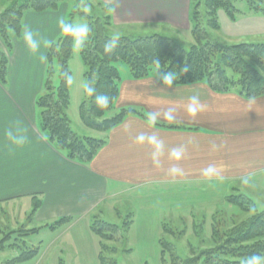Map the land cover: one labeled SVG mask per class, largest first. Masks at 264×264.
<instances>
[{"label": "crops", "instance_id": "1", "mask_svg": "<svg viewBox=\"0 0 264 264\" xmlns=\"http://www.w3.org/2000/svg\"><path fill=\"white\" fill-rule=\"evenodd\" d=\"M189 1L94 3L110 8L108 32L136 37L141 35L127 30L133 24L155 28L184 21L186 27ZM68 13L66 2L56 10H26L20 35H12L8 52L0 40L8 60L6 83H0V209L4 212V204L14 207L21 202L28 207L25 219L39 227L26 224L25 236L49 228L61 217L69 219L64 225L83 226L93 233L94 212L105 206L115 211L113 200L120 195L151 186L227 189L237 184L255 189L264 184V95L248 99L233 90L214 91L205 82L162 85L154 75L133 79L128 70L119 75L115 109H132L140 115H127L112 129L96 131L100 134L96 138L105 143L86 164L56 149L39 128L35 101L44 89L48 49L61 35L60 20L66 22ZM25 28L33 32L34 52L24 40ZM84 87L85 80L82 99ZM17 128L27 137L20 147L6 135L9 129L20 135ZM33 199L40 205L31 214ZM6 247L15 249L4 243L0 250Z\"/></svg>", "mask_w": 264, "mask_h": 264}, {"label": "trees", "instance_id": "2", "mask_svg": "<svg viewBox=\"0 0 264 264\" xmlns=\"http://www.w3.org/2000/svg\"><path fill=\"white\" fill-rule=\"evenodd\" d=\"M64 0H28L19 7L9 6L0 13V39L8 52L12 45L8 30L17 38L20 35V20L26 10H56ZM250 1V0H249ZM191 35L194 43L186 50L172 37L152 34L148 36H110V8L107 5L89 4L100 7L102 15L92 16L84 11L70 13L83 16L89 28L86 39L81 43L79 53L84 65L85 87L79 106V116L84 126L95 131H108L118 125L127 115L140 113L132 109H115L118 95L119 72L114 63L127 64L133 79L155 76L162 85H181L205 82L214 91H235L244 98H256L264 95V42L223 44L214 39L209 30L219 29L218 9H224L230 16L234 11V0H191ZM254 4V3H253ZM251 9L263 10L260 5ZM201 13L204 14L199 21ZM69 20V19H68ZM65 23L71 24L69 21ZM204 22V23H202ZM118 40L113 46V38ZM73 35L62 31L53 42L47 54L49 62L52 56L58 61V84L52 85L51 67L46 69L44 90L36 101L39 110L38 124L49 142L70 159L88 163L105 141L101 138L78 135L72 128L67 115L70 97L71 71L68 61L71 57ZM106 47L108 50H106ZM7 55L0 50V83H6ZM187 69V71H185ZM172 73L174 79L169 84L164 74ZM93 91L89 94L88 89ZM105 105L107 107L105 108ZM114 113L108 115L110 112ZM229 203L238 205L250 215L231 227L218 232L212 228L213 247L199 251L191 249L187 257L176 255L171 243L160 239L162 256L168 253L170 264H259L264 256V209L257 210L250 198L243 194H230ZM40 202L33 199L32 213ZM30 214V215H31ZM68 218L61 217L49 225L59 227ZM99 223V227L97 226ZM130 221L124 223L127 227ZM91 231L100 238L99 258L107 264L102 251L109 249L102 240H116L121 229L102 220H94ZM165 231H169L164 228ZM24 232L23 235H26ZM109 233V234H108ZM22 235V236H23ZM8 246L16 247L19 253L9 262L27 260L37 255V248H30L25 240ZM0 240V248L3 246ZM165 260V259H164Z\"/></svg>", "mask_w": 264, "mask_h": 264}, {"label": "rangeland", "instance_id": "3", "mask_svg": "<svg viewBox=\"0 0 264 264\" xmlns=\"http://www.w3.org/2000/svg\"><path fill=\"white\" fill-rule=\"evenodd\" d=\"M62 2L68 4L69 15L76 9L92 16L103 14L100 7H92L89 4V2L94 4V0H64ZM26 3L28 0H0V13L11 5L19 7ZM249 3H252V6L260 5L264 9V0H234V8L238 11L235 10L230 16L224 9H218L219 29L209 30L211 36L218 42L228 45L264 42V11L251 9ZM186 8V27H184V21H179L178 25L163 23L154 26L155 28L150 25L147 27L145 24H133L127 30L141 36L159 34L172 37L187 50L194 43L191 35V0ZM247 10L250 13H247L249 12ZM69 15L67 20L69 19L73 29L77 25L86 24L83 16ZM202 16H204L203 13L201 17L199 16V21L204 19ZM181 18H183V10L180 13ZM252 26L255 30L249 29ZM8 33L12 40L13 32L8 30ZM108 34L113 36L111 32ZM85 39L86 37L80 40L73 35L72 52L68 61L71 87L67 115L71 128L78 135L98 137L100 134L84 126L79 116L84 84L82 75L84 66L79 48ZM114 65L120 76L128 73L129 68L124 62L117 61ZM47 66L52 69L51 82L56 86L59 81L57 58L52 56L49 62L46 60V68ZM112 113L114 111L108 115ZM233 187L238 190H233ZM225 189L219 186L162 185L120 195L113 200L116 212L108 209V206L103 207L101 212H94L93 221H106L121 229V233L115 236L116 240H102V243L109 247L102 251V256L107 264H170L168 253L164 256L161 254L160 239L171 243L176 255L180 257L189 256L191 249L199 251L213 247L215 245L212 238L213 226H216L220 232L250 215L238 205L229 203L226 199L228 195L243 194L251 199L257 210L264 209V184L255 189L230 184L226 191ZM2 207L4 212L0 209V240L3 239L6 245L15 243L21 245L20 239H23L30 248H37L38 253L27 260L7 262L16 257L19 250H16V247L15 249L6 247L0 250V264H102L99 258L100 238L90 231L85 232L83 226L68 227L63 224L62 228L43 227L37 233L25 236L23 235L25 229L22 228H25L26 224L29 225L28 228L39 227L25 219L24 214L28 207L23 202L15 203L14 207L7 204ZM127 221L130 223L125 227L124 223ZM97 226L99 227V223ZM164 228L169 231H165ZM11 229L14 231H9ZM261 261L259 264H264V256Z\"/></svg>", "mask_w": 264, "mask_h": 264}, {"label": "clouds", "instance_id": "4", "mask_svg": "<svg viewBox=\"0 0 264 264\" xmlns=\"http://www.w3.org/2000/svg\"><path fill=\"white\" fill-rule=\"evenodd\" d=\"M60 25H61L62 31H64L65 33H70L78 37L80 40H83L87 36V33L89 32V28L87 24L77 25L76 28L73 29L71 24L65 23L63 20H60ZM23 35H24V40L27 42L28 48L30 49L31 52H34L36 49V44L32 40L33 32L30 29L25 28ZM117 40H118V37L113 38V46L115 45V42ZM106 50H108L107 47H106ZM185 71H187V69H185ZM163 79L170 84L171 81L174 79V75L172 73H166L164 74ZM92 91L93 90L91 88L88 89L89 94ZM106 107L107 105H105V108ZM190 110L195 111V109H190ZM17 130L21 133L18 136H14L13 132L10 129L7 131L6 135L12 145L20 147V146H23L27 142V137L23 135L22 129L17 128ZM211 171H212L211 168L207 169L206 173L211 172ZM243 182L247 183V180L245 179Z\"/></svg>", "mask_w": 264, "mask_h": 264}]
</instances>
